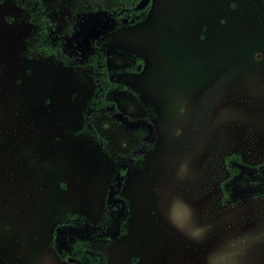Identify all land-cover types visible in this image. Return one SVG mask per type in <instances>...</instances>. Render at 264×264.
Segmentation results:
<instances>
[{
  "label": "rangeland",
  "instance_id": "obj_1",
  "mask_svg": "<svg viewBox=\"0 0 264 264\" xmlns=\"http://www.w3.org/2000/svg\"><path fill=\"white\" fill-rule=\"evenodd\" d=\"M40 1L68 41L105 48L127 86L108 98L139 119L87 111L91 67L39 48L36 0H0V264H70L51 241L72 215L105 228L86 243L105 264H264L257 182L238 181L227 204L219 185L226 155L264 162V0H151L118 29L102 16L122 0Z\"/></svg>",
  "mask_w": 264,
  "mask_h": 264
},
{
  "label": "trees",
  "instance_id": "obj_2",
  "mask_svg": "<svg viewBox=\"0 0 264 264\" xmlns=\"http://www.w3.org/2000/svg\"><path fill=\"white\" fill-rule=\"evenodd\" d=\"M122 1V6H115L102 16V19L106 21V25L110 29H118L140 23L146 18L151 6L150 2L145 8L134 10L133 7L138 0ZM33 16L36 23L41 27L38 41L41 50L54 55L65 64L79 65L83 62L91 67L94 88L87 102V111H109L112 114L122 116L129 122H135L139 119L123 114L116 102L108 98V94L112 90H126L127 86L111 79V70L107 63L106 51L103 46L98 45L82 32H77L76 37L68 41L55 29L40 0H36L35 7L33 5ZM136 63L141 67L143 60L137 58ZM128 70L137 72L134 71L137 70L134 67H130ZM92 133L95 137L102 140L95 130ZM223 163L227 171V177L219 184L221 190L220 200L223 204L232 203L230 199L232 186H235L238 181H243L246 177H252L258 185L256 193L264 195V162L248 165L242 161L239 154L230 153L223 158ZM120 175L123 176V171H120ZM106 203L115 211L114 221L117 225L115 237H119L125 230L129 215L128 201L117 194L114 198L111 195L108 196ZM106 238L105 228L102 225L87 222L80 216L72 215L54 229L51 245L61 259H64L66 255H70L80 263L105 264V255L86 247V243L91 240Z\"/></svg>",
  "mask_w": 264,
  "mask_h": 264
},
{
  "label": "water",
  "instance_id": "obj_3",
  "mask_svg": "<svg viewBox=\"0 0 264 264\" xmlns=\"http://www.w3.org/2000/svg\"><path fill=\"white\" fill-rule=\"evenodd\" d=\"M151 2V0H138V2L134 5L133 9L134 10H140V9H143L145 8L149 3ZM66 261L68 262H77L76 259L70 257V256H67L66 257Z\"/></svg>",
  "mask_w": 264,
  "mask_h": 264
},
{
  "label": "clouds",
  "instance_id": "obj_4",
  "mask_svg": "<svg viewBox=\"0 0 264 264\" xmlns=\"http://www.w3.org/2000/svg\"><path fill=\"white\" fill-rule=\"evenodd\" d=\"M182 170H186V166H183V167H182ZM188 215L190 216V215H191V213L189 212V213H188ZM194 234H195V235H199V231H197V232H196V233H194Z\"/></svg>",
  "mask_w": 264,
  "mask_h": 264
},
{
  "label": "flooded vegetation",
  "instance_id": "obj_5",
  "mask_svg": "<svg viewBox=\"0 0 264 264\" xmlns=\"http://www.w3.org/2000/svg\"><path fill=\"white\" fill-rule=\"evenodd\" d=\"M67 256H70V255H66V257ZM66 257L63 259V260H66ZM70 257H72V256H70ZM72 258H74V257H72ZM74 259H76V258H74ZM77 260V259H76ZM68 262V261H67ZM77 262H79L78 260H77ZM77 262H69L70 264H72V263H74V264H76Z\"/></svg>",
  "mask_w": 264,
  "mask_h": 264
},
{
  "label": "snow or ice",
  "instance_id": "obj_6",
  "mask_svg": "<svg viewBox=\"0 0 264 264\" xmlns=\"http://www.w3.org/2000/svg\"><path fill=\"white\" fill-rule=\"evenodd\" d=\"M179 211V210H178Z\"/></svg>",
  "mask_w": 264,
  "mask_h": 264
}]
</instances>
